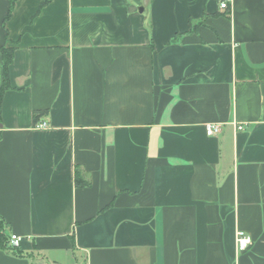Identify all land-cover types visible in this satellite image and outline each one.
Segmentation results:
<instances>
[{"label":"crops","instance_id":"crops-1","mask_svg":"<svg viewBox=\"0 0 264 264\" xmlns=\"http://www.w3.org/2000/svg\"><path fill=\"white\" fill-rule=\"evenodd\" d=\"M221 1L0 0V264H264V0Z\"/></svg>","mask_w":264,"mask_h":264},{"label":"trees","instance_id":"trees-1","mask_svg":"<svg viewBox=\"0 0 264 264\" xmlns=\"http://www.w3.org/2000/svg\"><path fill=\"white\" fill-rule=\"evenodd\" d=\"M14 7V2L12 1L9 7L7 18L11 15V12ZM178 36H175L170 43H176L178 42ZM3 54V83L0 87V120H1V105L4 93L11 87L10 85V78H9V66L13 61L14 56V50L13 48H4L2 51ZM42 113V111H35L34 116L35 120L38 119L39 115ZM75 182L77 186H86L89 184V181L86 180L82 170L78 167L75 169ZM9 243V239L6 236L4 232V228L0 223V247H7V244Z\"/></svg>","mask_w":264,"mask_h":264},{"label":"built area","instance_id":"built-area-1","mask_svg":"<svg viewBox=\"0 0 264 264\" xmlns=\"http://www.w3.org/2000/svg\"><path fill=\"white\" fill-rule=\"evenodd\" d=\"M220 6L222 8H228L229 7V2L227 0H222ZM38 127H47V122L43 121L37 124ZM221 130L220 125L218 124H208L206 127V132L208 135H215L218 134ZM20 237L17 234H12L9 239V243L12 247H18L20 245ZM237 241L239 243V248L241 250H244L248 248V246L251 243V236L243 231L239 230L237 232Z\"/></svg>","mask_w":264,"mask_h":264}]
</instances>
